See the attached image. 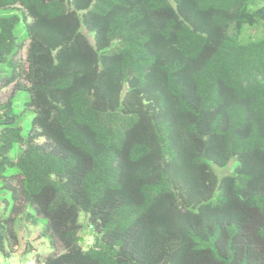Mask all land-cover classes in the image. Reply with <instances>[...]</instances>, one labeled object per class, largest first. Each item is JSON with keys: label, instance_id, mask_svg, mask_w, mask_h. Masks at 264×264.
<instances>
[{"label": "trees", "instance_id": "trees-1", "mask_svg": "<svg viewBox=\"0 0 264 264\" xmlns=\"http://www.w3.org/2000/svg\"><path fill=\"white\" fill-rule=\"evenodd\" d=\"M257 1L0 0V64L12 70L0 88L18 91L0 104L1 251L30 209L54 249L42 264H264ZM231 160L234 175L218 180L210 164Z\"/></svg>", "mask_w": 264, "mask_h": 264}, {"label": "rangeland", "instance_id": "rangeland-1", "mask_svg": "<svg viewBox=\"0 0 264 264\" xmlns=\"http://www.w3.org/2000/svg\"><path fill=\"white\" fill-rule=\"evenodd\" d=\"M257 7L264 6V0L257 1ZM9 11L0 9V16L7 15ZM81 33L87 38L90 44H93V35L86 31V29L81 26ZM246 34L249 37H258L261 34V29L248 30ZM14 35L16 37V54L13 58L21 64L24 63L26 49L28 46V37L25 29V22L20 20L14 29ZM12 73L11 67L7 64H0V78L9 77ZM23 83V82H21ZM18 91L15 90L14 84L6 87L0 88V104L6 103L10 98H17ZM23 95L19 98L18 107L23 108L22 102L28 101L30 99L28 93L21 92ZM33 117V112L27 110L25 116L21 120V126L24 131L30 127V120ZM42 141V140H41ZM13 156V154H11ZM212 171L214 172L216 178L220 180L222 177L227 175H234L235 169L238 166L235 160H231L225 167H217L210 164ZM12 187H18V182L16 179L11 183ZM3 197V201L1 199ZM6 203L10 204V196L7 191L3 192L0 196V218L6 217L9 212V207L5 209ZM32 210L24 209L15 218L14 231L16 233L17 242L11 248L7 246L6 243L3 244V251L0 249V264H42L44 258L53 252V248L49 244L46 237L41 236V231L44 227V220L38 221L37 225H32L24 219V215ZM81 229H80V245L83 249H87L93 245L94 233L92 227L86 220L84 213L79 214L78 219Z\"/></svg>", "mask_w": 264, "mask_h": 264}, {"label": "built area", "instance_id": "built-area-1", "mask_svg": "<svg viewBox=\"0 0 264 264\" xmlns=\"http://www.w3.org/2000/svg\"><path fill=\"white\" fill-rule=\"evenodd\" d=\"M11 264V263H10Z\"/></svg>", "mask_w": 264, "mask_h": 264}]
</instances>
